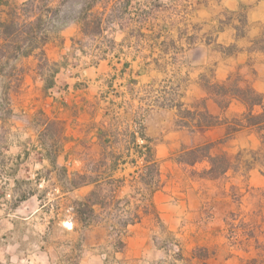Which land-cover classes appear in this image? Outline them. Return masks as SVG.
<instances>
[{
  "label": "rangeland",
  "instance_id": "obj_1",
  "mask_svg": "<svg viewBox=\"0 0 264 264\" xmlns=\"http://www.w3.org/2000/svg\"><path fill=\"white\" fill-rule=\"evenodd\" d=\"M47 1L53 9L59 4V0ZM85 1L70 0L66 5L78 10ZM216 3L217 0H95L89 17L91 21L102 17L101 32L93 23L88 34L81 29V33L67 39L61 56L52 52L57 57L56 65L42 70L47 76L50 69L61 64L57 86L44 98L23 84V92L33 95L34 100L21 103L19 93H15L18 89L12 94L15 106L11 113L0 101V264H55L62 254L60 244L69 237L62 222L77 218L72 209L81 208L78 203L91 192V199L98 203L93 205L88 225L104 226L108 235L116 239L123 234L118 220L131 217L137 205L140 210L143 203L149 202H141L139 184L132 178L142 160L137 158L135 165L123 163V158L135 157L133 152L126 155L127 143L121 140L107 147L98 133L107 131L109 123H115L121 132L136 111L143 113L146 133L162 172L163 181L157 190H199L203 217L219 221L218 235L227 247L224 251L236 256L233 264H264V165L255 160L262 159L261 139H253L245 131L214 138L205 130L182 128L175 124L176 108L158 105L168 93L186 107L205 96L199 84L203 85L206 78H200L198 73H210L212 61L217 60L215 50L220 51L229 41L226 33L218 36L216 18L227 27L231 17H243L242 13L220 11ZM36 5L35 12L47 15L46 7L40 9L42 1ZM202 65L208 68L204 70ZM19 105L27 112L23 113ZM41 106L56 120L48 125V139H56L57 147L63 145L55 151L59 156L54 167L40 161L33 148L38 128L31 127L37 125L35 121L43 124L44 118L37 115L35 120L32 114ZM239 110L233 103L224 115ZM41 138L48 140L44 131ZM25 141L29 147L25 149L26 160H14L20 150L16 147L21 144L17 142ZM206 143H213L212 154L227 153L236 167L211 178L201 174L208 167L207 161L190 166L175 160L181 149ZM239 152L240 163L236 159ZM110 154L119 157L111 176ZM245 161L255 164L246 170ZM76 171L87 173L93 181L71 188L67 179ZM13 177L18 180L14 182ZM109 177L114 180L112 186L118 185L116 179H125L113 198L120 210L113 205L107 208L112 195ZM35 208L39 211L29 223L19 218ZM13 209L17 219L12 229L6 214L9 211L11 215ZM45 223L48 229L41 233ZM165 247L171 258L181 257L178 236L168 239ZM207 250L197 246L193 252L202 258Z\"/></svg>",
  "mask_w": 264,
  "mask_h": 264
},
{
  "label": "crops",
  "instance_id": "obj_2",
  "mask_svg": "<svg viewBox=\"0 0 264 264\" xmlns=\"http://www.w3.org/2000/svg\"><path fill=\"white\" fill-rule=\"evenodd\" d=\"M25 1L26 0H2V3H0V9L4 14L8 5L13 6V4H22ZM216 6L220 11H228L233 15L242 13L246 22L241 26L238 17H231L227 26L229 28H227L221 26L224 24V21L216 18V21L218 20V36L226 33L229 38L226 45L228 46L232 44L234 47L238 46V48L235 49L232 54L228 55L224 54L221 50H215L214 54H216L217 60L212 61V65H210L213 69H210L209 74L202 73L201 71L198 73V76L200 78L205 77L206 79H210L212 82H223L226 81L229 76H232V79L238 76L241 85L248 84L255 91L264 94V52L252 49L253 40L261 34L264 27V0H217ZM202 19H205V17H202ZM238 25H240L239 27L243 32L239 36L236 35V27ZM76 33H81V25L77 21L69 23L58 32L51 33L50 41L46 46V53L50 62H55L54 60L57 58L52 55V52L61 56L64 52L63 49L66 47L67 39ZM38 63V58L34 55L22 57L18 60L16 66L20 68L21 71L18 79L12 84L13 88L7 93H4L5 89H3V83L6 80L0 76V101H4L3 104L7 106L6 109H8V113L13 111V106L15 105L12 99V94L18 89L19 91L15 93H19V96L17 97H19L21 103L34 100L33 95L28 94V92H23L21 87L23 84L29 91L32 87L33 91H37L39 95L44 98L49 94L50 90L57 86V76L60 72L61 64H57L58 67L56 68H58V71L54 75V85L45 88L46 72L43 73L38 67ZM128 66L129 65H127V67ZM207 66L208 65H202L201 68L206 70V68H208ZM201 68L199 67V70ZM28 72L31 73L29 74V77H27ZM199 87L203 94H205V96H202V99L205 100L208 111L213 115L229 120L234 115L245 110V106L235 98H231L229 105L226 108H221L215 101V98L208 94L201 84H199ZM233 103L239 106L240 110L231 112L232 114L230 116L224 115L230 110ZM63 104L68 107L67 103ZM19 107L23 109V113L27 112L23 105H19ZM254 109L255 111L259 110V106H255ZM33 115L35 120H37V115L44 118L42 121L43 124H41L40 121H35V125H37L31 127L34 130H37L38 128L36 145L33 146V148L38 151L40 161H46L54 167L57 165L59 156L58 151L57 153L55 151L57 149L61 150L63 145L57 147V140H49L47 131L48 125L55 124L56 120L51 119L46 108L43 106L38 107L32 116ZM204 130L213 135L214 138L229 135L227 134L225 124H218ZM41 131L45 132L49 141L41 138ZM240 131H245L246 134L253 139H260L256 131L246 128L240 129L234 133L236 134ZM27 138L26 141L28 142L30 140L29 136ZM26 141L17 142L21 144L20 146L16 145V150H20L14 154V160H26L25 155H28L26 150L29 149ZM52 149H54V155L51 154ZM17 180L16 177H13L14 182ZM162 181L161 178V182ZM167 185H170V183ZM149 202L153 203L155 211L149 210L147 213L141 215L139 221L127 224L125 228L122 229L124 231L123 234H120L117 239L110 237L104 226H83L76 217H72L70 221L62 222V225L69 233V237L65 239L64 243L60 244L62 247V254L58 256L54 263L233 264L236 256L234 257L231 251H224L227 247L225 246L223 239L218 235L220 229L219 221L215 217L209 218L208 220L203 217V197L199 190L191 188H188L187 190L180 188L156 190L150 197ZM39 208H35L32 211L25 213L24 217L19 218H22L29 223L32 221L33 215L39 211ZM72 213L74 214L73 209ZM6 215L7 222L10 225L9 228H15L17 219L16 211L13 209L11 215L9 211ZM67 223L69 225H66ZM42 228L44 231L41 233H44L48 229V224L45 223ZM177 236L182 245V254L178 259L171 258L168 253L169 250L165 247V242L168 239ZM24 239L27 240V237ZM197 246H202L203 248H206V250L208 249L207 254L202 258L196 256L193 252ZM210 250L212 251L210 252Z\"/></svg>",
  "mask_w": 264,
  "mask_h": 264
},
{
  "label": "trees",
  "instance_id": "obj_3",
  "mask_svg": "<svg viewBox=\"0 0 264 264\" xmlns=\"http://www.w3.org/2000/svg\"><path fill=\"white\" fill-rule=\"evenodd\" d=\"M39 0H26L20 6L8 5L7 10L0 9V76L6 80L3 83L4 93H7L13 88V82L18 79L21 69L16 66V62L22 57L34 55L38 58V67L44 70L46 66H55V62H50L47 53L46 46L50 41L51 33L58 32L63 27L67 26L73 21H77L81 25V29L84 34H88V28L91 23L95 24V28L101 32L102 17H97L95 20H90V10L92 9V3L95 0H86L84 6L78 10H70L66 3L70 0H59V4L56 8L48 7L47 0L42 1L41 10L46 7L47 15L41 12H35L37 9L36 2ZM2 3V0H0ZM46 17V18H44ZM241 26L245 24V17H238ZM240 25L236 27L239 36L243 32L240 30ZM234 45L221 46V50L224 54H232ZM252 49L260 50L264 52V27L261 34L253 40ZM45 77V88L54 85V75L58 71V68H52ZM134 81V80H133ZM208 94L215 98V101L221 108H226L229 105L231 98L239 100L244 106L245 110L239 114L234 115L231 119L226 120L220 118L217 115L210 113L206 107L205 100L201 99L190 105V107L184 106L182 102H175V99L171 97V93L167 97H163L162 101L158 104L162 107L176 108L175 124L182 128L190 130H204L206 128L225 124L227 134H232L240 129H250L258 133L261 139V150L263 155L259 160L261 165H264V94L255 91L250 85L240 84V78L236 76L232 79L229 76L226 81L212 82L210 79H205L202 85ZM255 106H259V110L255 111ZM143 113L136 111L131 115V121L126 123L124 129L119 132L115 123H109L107 131L100 130L98 138L107 142V147L113 145L121 140H124L126 144L127 156H130L133 152L135 157H131L129 160L122 159L123 163L130 162L131 165L136 164V159L142 160V166L135 170L136 176L132 175L137 187V192L140 193L141 202L149 201L153 193L161 186V171L156 161L153 148L151 146V139L146 133V127L144 125ZM213 143H206L203 145L183 148L179 151L175 160L178 163L194 165L197 162L207 161L208 167L203 169L202 176H208L216 178L223 175L229 168L236 166L232 165L231 157L225 153L212 154L211 149ZM112 154V153H111ZM110 154V163L108 165V171L110 176L117 168L116 155ZM119 156V155H118ZM240 152L236 155L237 162ZM121 157V155H120ZM237 163V164H238ZM255 162L245 161L244 168L249 170L253 167ZM238 166V165H237ZM66 170V169H64ZM71 188H78L81 185L88 184L93 181L89 175L85 172H74L72 177L67 179ZM107 183L111 185L109 201H107V208L110 205L116 206L118 201L114 200V194L116 189L119 188L124 182V178L116 179L118 185L112 186L114 180L109 177ZM120 183V184H119ZM92 192L82 201L78 203L81 208L74 210L77 215V220L82 225H88L90 216L93 214V205L98 203L91 199ZM107 196V198H109ZM128 203L129 200L127 199ZM79 206V207H80ZM139 205H137V208ZM135 209L131 217H126L122 220H118L120 229H124L129 223L139 221L141 214L150 211H155L153 203H143L140 210ZM120 210L121 208H117Z\"/></svg>",
  "mask_w": 264,
  "mask_h": 264
}]
</instances>
